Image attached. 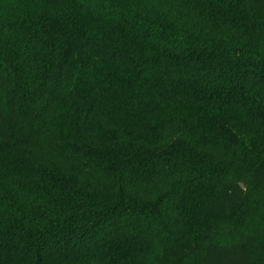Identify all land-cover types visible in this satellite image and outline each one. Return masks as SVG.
Listing matches in <instances>:
<instances>
[{"label":"trees","instance_id":"16d2710c","mask_svg":"<svg viewBox=\"0 0 264 264\" xmlns=\"http://www.w3.org/2000/svg\"><path fill=\"white\" fill-rule=\"evenodd\" d=\"M193 258L264 264V0H0V264Z\"/></svg>","mask_w":264,"mask_h":264},{"label":"rangeland","instance_id":"374dc122","mask_svg":"<svg viewBox=\"0 0 264 264\" xmlns=\"http://www.w3.org/2000/svg\"><path fill=\"white\" fill-rule=\"evenodd\" d=\"M254 197L258 198L255 194H252ZM253 198V197H252ZM251 197L247 200L243 207V211H248V208L252 206L254 200ZM247 223L248 227H252L253 224H251L250 221H245ZM213 233H214V240L219 242H229L233 241L234 235H233V226H231L230 223H219L216 222L215 225H212ZM186 264H195V259H191Z\"/></svg>","mask_w":264,"mask_h":264}]
</instances>
